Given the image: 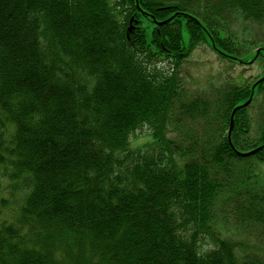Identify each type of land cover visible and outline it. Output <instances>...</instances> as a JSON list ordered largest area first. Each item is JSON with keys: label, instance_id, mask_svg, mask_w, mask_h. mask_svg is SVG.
I'll return each instance as SVG.
<instances>
[{"label": "trees", "instance_id": "trees-1", "mask_svg": "<svg viewBox=\"0 0 264 264\" xmlns=\"http://www.w3.org/2000/svg\"><path fill=\"white\" fill-rule=\"evenodd\" d=\"M263 19L264 0H0V264H264V148L235 153L264 145V82L208 98L176 71L201 44L264 65L234 29Z\"/></svg>", "mask_w": 264, "mask_h": 264}, {"label": "rangeland", "instance_id": "rangeland-1", "mask_svg": "<svg viewBox=\"0 0 264 264\" xmlns=\"http://www.w3.org/2000/svg\"><path fill=\"white\" fill-rule=\"evenodd\" d=\"M234 29L246 32L245 35L249 36L247 39L251 41V49L256 50L264 44V19L262 23L246 22L240 26L237 24ZM185 36V35H184ZM244 37V35H239ZM185 36L184 41L186 42ZM260 41V42H259ZM256 42V43H255ZM186 95L193 96H206L212 98L216 91L223 90L229 85H250L256 79H259L264 72V65L261 59L250 64H239L237 62H229L226 59L218 56L212 51L208 45L201 44L195 46L188 56L184 58L176 70ZM264 99L258 97L253 105L247 109L246 113L249 116L251 129L249 137H253L257 132L261 122V113L258 107L262 106ZM264 113V112H263ZM166 125L165 135L168 138L174 137V133L170 132V123L164 121ZM153 144L152 134L144 129L141 133H137L130 139L128 145L129 149H140L144 145ZM153 153L150 155L152 156ZM260 169H264L263 166Z\"/></svg>", "mask_w": 264, "mask_h": 264}, {"label": "water", "instance_id": "water-1", "mask_svg": "<svg viewBox=\"0 0 264 264\" xmlns=\"http://www.w3.org/2000/svg\"><path fill=\"white\" fill-rule=\"evenodd\" d=\"M166 22H167V21H164V22H161V23H157V24H158V25H161V24L166 23ZM257 53H258V50H257ZM261 82H264V76H263L262 78H260V79L255 83V85H256V84H259V83H261ZM255 85H254V86H255ZM251 99H252V98L250 97L248 101H246V102H245L244 104H242V105H239V106L235 107V108L233 109V111L231 112V115H230V121H229V128H228V133H227V139H228V142H229V143H230V134H231V130H232V128H233V116H234L235 112H236L239 108H242V107L247 106V105L250 103ZM262 148H264V145H262V146H260V147H258V148H256V149H254V150H252V151L246 152V153H240V152H237V151H235V153H236L238 156H241V157H249V156L254 155L255 153H257L258 151H260Z\"/></svg>", "mask_w": 264, "mask_h": 264}]
</instances>
